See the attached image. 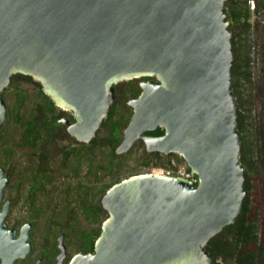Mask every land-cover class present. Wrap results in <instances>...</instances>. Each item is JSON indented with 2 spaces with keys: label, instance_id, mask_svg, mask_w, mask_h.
Returning <instances> with one entry per match:
<instances>
[{
  "label": "water",
  "instance_id": "1",
  "mask_svg": "<svg viewBox=\"0 0 264 264\" xmlns=\"http://www.w3.org/2000/svg\"><path fill=\"white\" fill-rule=\"evenodd\" d=\"M233 65L226 0H0V94L13 75L31 77L74 116L60 120L69 135L89 144L115 101L114 85L153 78L128 100L133 114L116 152L142 140L149 152L179 154L198 176L197 185L162 173L114 184L101 199L109 217L94 252L69 264H213L206 247L235 223L248 194ZM6 117L0 97L1 123ZM157 128L164 134H146ZM31 227L18 240L22 259L32 250ZM1 231L11 234L0 241L8 264L14 232L0 220ZM59 248L56 264H64V236Z\"/></svg>",
  "mask_w": 264,
  "mask_h": 264
},
{
  "label": "trees",
  "instance_id": "2",
  "mask_svg": "<svg viewBox=\"0 0 264 264\" xmlns=\"http://www.w3.org/2000/svg\"><path fill=\"white\" fill-rule=\"evenodd\" d=\"M226 14L234 49L233 91L238 107L237 129L241 136L240 161L245 167L248 194L235 223L213 237L206 249L213 264H264V0H257L255 14L259 19L256 24L250 21L253 12L248 0H226ZM253 28L257 38L255 45L250 39ZM253 50L259 58L255 72ZM136 80L127 82L129 87L124 97L113 103L97 136L89 144L80 143L69 135L67 126L60 120L67 117L74 122V116L56 106L40 83L22 75V82L9 87L16 88L12 101V115L20 126L16 142L22 145V150H29L28 164L24 168L26 175L22 177V188L27 181L32 186L27 197L28 220L36 223L46 213L38 206V200L48 186L54 185L55 174L65 181L62 182V205L53 208L46 223V243L53 254L55 238L61 230L67 235L71 251L94 252L102 224L109 217L101 199L110 187L125 179L117 173L119 160L135 155L136 166L132 169L136 171L138 167L169 170L174 168L173 161L177 159L190 170L179 154L149 152L142 140L127 154L116 152L133 114L127 103L129 97L139 96L141 92L134 86ZM24 82L34 85L36 99L30 111L22 115L31 98L27 88H20ZM254 118L257 122L253 123ZM146 134L160 136L164 130L157 128ZM102 154H105L106 164L101 160ZM64 219L69 221L68 226L62 225ZM80 219L84 220L82 227L78 225Z\"/></svg>",
  "mask_w": 264,
  "mask_h": 264
},
{
  "label": "flooded vegetation",
  "instance_id": "3",
  "mask_svg": "<svg viewBox=\"0 0 264 264\" xmlns=\"http://www.w3.org/2000/svg\"><path fill=\"white\" fill-rule=\"evenodd\" d=\"M19 79L22 80V74H16L12 77L11 84L0 94V97L4 100L7 108V117L4 123L0 121V188H1V197H0V220L5 224L8 231L14 232V241L13 243L16 247L14 251V257L11 262L8 264H26L29 260V257L35 251V242L33 241L34 231L36 229L37 224L33 220H28V217H22V158H20V154H22V145H18L16 142L17 135L19 134L20 126L15 121V118L12 115V106L9 103V99L6 97V90L10 87L15 85V83L19 82ZM131 81V80H130ZM144 81L143 79H137L134 83V86L137 89H140V82ZM22 82V81H20ZM126 82V85L123 86L121 89L118 88V85L121 83ZM128 81H123L114 85L115 97L117 99L123 98L124 94L129 87ZM131 98L137 97L134 95H130ZM17 101V100H16ZM14 103V102H13ZM19 103V102H18ZM10 125L15 127H19V130L14 133V140L9 142L7 140L6 134L8 132V128ZM14 142V143H13ZM31 183L27 181V197L28 192L31 190ZM47 188L43 191V195H47ZM30 193V192H29ZM68 221V220H67ZM26 223H31V237L29 241L32 243V250L29 255L22 259V256H19V252L22 253V241H18L22 235V227ZM69 221L67 222V224ZM36 224V225H35ZM66 224V226H68ZM46 235V233H45ZM64 236V245L67 249V256H68V245H67V238L66 233L62 230L59 232V235L55 238L56 241V249L55 254L52 253L53 250H50L47 247L48 243L46 240V236L43 237L42 241H44V245L42 246L40 252L38 253V257L34 264H37L38 261H41V264H56L58 255L60 254L59 248V240ZM0 241H11V234H6L4 231L0 232ZM47 247V248H46ZM18 253V255H17ZM52 253V254H51ZM71 260V259H70ZM66 263L67 258L64 261ZM0 264L3 263V259L0 257Z\"/></svg>",
  "mask_w": 264,
  "mask_h": 264
},
{
  "label": "rangeland",
  "instance_id": "4",
  "mask_svg": "<svg viewBox=\"0 0 264 264\" xmlns=\"http://www.w3.org/2000/svg\"><path fill=\"white\" fill-rule=\"evenodd\" d=\"M256 4H257V0H256ZM259 19L258 16H256V20ZM261 19V18H260ZM263 19V17H262ZM255 20V22H256ZM255 22H253V24H256ZM250 39L253 41V43L257 40L256 38V33H255V29L253 28L251 31V37ZM255 45V43H254ZM252 57H253V64L252 66H254L253 71L255 72L256 68L259 66V58L258 55L256 54V51L253 50L252 53ZM19 81H22L21 79H19ZM135 82V81H134ZM135 84V83H134ZM126 85V82L121 83L118 85V88H122L123 86ZM27 88L29 91V93L31 94V98L30 100L27 102V104L25 105V107L23 108L22 111V115L26 114V112L30 111V107L32 106V102L33 99H36V97L34 96V92L36 91L34 88V85L31 83H27L24 82L23 84H20V88ZM16 91L15 87H11L7 90L6 92V97L7 99H9V103L11 104L10 106H12V101H13V93ZM129 99H131V97H129ZM117 100V97L115 98V101ZM114 101V103H115ZM255 118L257 116V111L255 110V113H253ZM255 118L253 119V123L257 122V120H255ZM19 130V127H15L13 125H10L8 128V132L6 134L7 140H9V142H12L11 140H14V133H16V131ZM14 143V142H13ZM1 150V148H0ZM131 151V150H130ZM129 151V152H130ZM28 149H23L22 150V154H20V158H22V177L26 175V169H24L25 167H27L28 164ZM128 152V153H129ZM127 154V153H126ZM104 155V157H103ZM124 155V154H123ZM105 154H102V162L104 164H106V159H105ZM134 158H136V156H132L131 158L128 159H124V160H119V165H118V169H117V173L120 174L123 178H127L128 176H133V175H139V174H147V173H156L158 172L160 169H144L141 167H138L136 171H134L132 168H135L136 163L134 162ZM178 165L177 167H184L185 164L183 162H179L177 161ZM57 177V179L55 180L54 185H50L47 187V195L45 196H40L39 200H38V206L45 209L46 212L44 215H42L36 222L37 226L36 229L34 231V235H33V241L35 242V251L33 252V254L29 257V260L26 264H34L37 257H38V253L40 252L42 246L44 245L42 239L45 236L46 233V223H47V217H49L53 211V208L56 207L57 205H62V202L64 200V187L62 185V182L64 183L65 181L63 179L60 180V175L55 174ZM109 179H106V181H108ZM27 185L25 184L22 190V217H28L29 215V206L27 204ZM67 219V218H66ZM64 219V221L62 222L63 226H66L67 224V220ZM83 219H80V223L78 224L79 227H82L84 225L83 223ZM86 227V225H85ZM67 237V235H66ZM67 240V239H66ZM67 243V242H66ZM68 245V244H67ZM72 248H70V246L68 247V256H67V261L66 263H68V260H70L75 254H77V252L75 250L71 251Z\"/></svg>",
  "mask_w": 264,
  "mask_h": 264
},
{
  "label": "built area",
  "instance_id": "5",
  "mask_svg": "<svg viewBox=\"0 0 264 264\" xmlns=\"http://www.w3.org/2000/svg\"><path fill=\"white\" fill-rule=\"evenodd\" d=\"M248 3L250 5V9L253 12V15L250 19V21L253 23L256 20V14L255 11L257 9V4H256V0H248ZM177 159H174L173 161V165L174 168L169 169V170H165V169H160L158 172L156 173H162V174H168V175H173V176H180L189 180H192L195 184L198 183V176L190 169L188 170V168L186 167V165L184 167H177Z\"/></svg>",
  "mask_w": 264,
  "mask_h": 264
}]
</instances>
